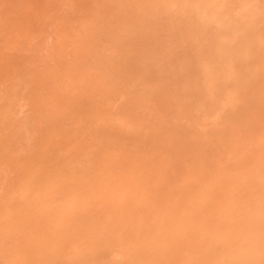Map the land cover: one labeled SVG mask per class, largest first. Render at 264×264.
Returning a JSON list of instances; mask_svg holds the SVG:
<instances>
[{
  "label": "rangeland",
  "instance_id": "1",
  "mask_svg": "<svg viewBox=\"0 0 264 264\" xmlns=\"http://www.w3.org/2000/svg\"><path fill=\"white\" fill-rule=\"evenodd\" d=\"M187 1L0 0V264H264V0Z\"/></svg>",
  "mask_w": 264,
  "mask_h": 264
},
{
  "label": "bare ground",
  "instance_id": "2",
  "mask_svg": "<svg viewBox=\"0 0 264 264\" xmlns=\"http://www.w3.org/2000/svg\"><path fill=\"white\" fill-rule=\"evenodd\" d=\"M169 1H170V0H169ZM193 1H194V0H193ZM211 1H212L213 3H214L215 1H214V0H209L210 8H213V4H212ZM225 1H226V0H225ZM184 2H185V1H184ZM188 2H191V0L187 1V3H188ZM203 2H206V1L203 0ZM219 2H220V1H219ZM195 3H196V1L194 2V4H195ZM184 4H186V3H184ZM198 4H200V3H198ZM215 4H216V3H215ZM218 4H219V3H218ZM202 5H203V8L201 9V4H200V8H199V9H200L201 11H205V12H206V13H205V12H202V13H204V15L208 13L207 18H208V17H212V15H213L215 12H214V13H213V12L211 13L212 10H211L210 12H207L208 10H210V8L208 9L209 5L206 4L207 7H206L204 4H202ZM211 5H212V7H211ZM222 5H223V4H222ZM168 6H169V4H168ZM182 6H183V5H182ZM195 6H196V5H195ZM224 7H225V6H224ZM185 8H186V7H185ZM191 8H193V7H191ZM191 8L188 6V9H190L189 12L187 11V12H188V15H189V13H191ZM194 8H195V7H194ZM215 8H216V12H220V10L222 11V6H220V8H218V6H217V7L215 6L214 9H215ZM244 8H245V7H244ZM186 9H187V8H186ZM204 9H206L207 11L204 10ZM256 9H257V8H256ZM193 10H195V12H197V8H196V9H192V11H193ZM258 11H259V10H258ZM182 12H183V11H182ZM184 12H186V11H184ZM250 12L253 14V13H254L253 9H252V11H251V9H249V12L247 11V14L251 16ZM220 13H221V12H220ZM209 14H210V15H209ZM243 14H244V13H243ZM247 14H245L246 17H247ZM184 15L188 16L186 13H185ZM195 15H196V13H195ZM195 15H194V16H195ZM214 15H215V14H214ZM225 15H226V14H225ZM194 16H193V17H194ZM191 17H192V16H191ZM205 17H206V16H205ZM228 17H229V16H228ZM251 17H252V16H251ZM253 17H254V16H253ZM200 18L202 19V17H200L199 15H196V17H195V18H192V19H196V22H194V23H197V22L199 21V20L197 21V19H200ZM233 18H234V17H233ZM258 18H259V17H258ZM192 19H191V20H192ZM221 19H222V21H221V23L219 24V21H220ZM223 19H224V17H223V18L221 17L220 20H219V19H216L217 22H215L216 20H213V22H215L216 25L219 24V26L217 27V30H219L220 27H222V26H223L222 28H224V29L226 28V26L222 24V23L226 24V23L224 22ZM244 19H246V18H244ZM252 19H253V18H252ZM259 19H260V18H259ZM218 20H219V21H218ZM235 20H236V19L234 18V22H235ZM240 20H241V19H240ZM240 20H237V23H239ZM245 21H246V20H245ZM257 21H258V19H257ZM209 22H210L211 24L213 23L211 20H210ZM203 23H205L204 20H203ZM231 23H232V22H231ZM191 24L194 25L193 23H191ZM205 24H206V23H205ZM221 24H222V25H221ZM240 24H241V23H240ZM245 24H247V22H245ZM234 25H235V23H234ZM236 25H238V24H236ZM243 25H244V24H243ZM243 25L241 24V27H240V26H239V27H236V26H235V28H233V29L239 30L240 33H241L242 35L244 34V36H245V34L251 33V31H249V29L247 30V32H246V30L241 29L242 27L245 26V25H244V26H243ZM255 25H256V24H255ZM224 26H225V27H224ZM246 26H248V25H246ZM251 26H252V25H250L249 27L251 28ZM259 26H260V25H259ZM193 27H194V26H192L191 30L194 32V34H196L195 32H197V29H196V31H194V30H193ZM228 27H229V26H228ZM228 27H227V28H228ZM253 27H254V26H252V28H253ZM256 27H257V25H256ZM195 28H196V27H195ZM224 29H223V30H224ZM229 29H230V27H229ZM231 29H232V27H231ZM200 30H201V29H200ZM258 30H259V28H258ZM255 31H256V30H255ZM230 32H231V31H230ZM220 33H221V32H220ZM226 34H227V33H226ZM233 34H234V32H233ZM252 34H253V33H252ZM214 35H215V34H214ZM214 35H212V36L215 38V40H212V38L210 37V41L213 42V43H215V41L221 36V35H217L218 37H217V36L215 37ZM256 35L261 36L258 32H257V33L254 32V34H253L252 36H250L251 39H255V40H254V43L252 44L253 46H252V45H249V48H250V49H251V48L253 49V47L255 48L257 45L260 44V43H259V38L256 37ZM229 37H230V36H229ZM238 37H239V33H238ZM245 37H246V36H245ZM252 37H253V38H252ZM232 38H233V36H232ZM241 38H244V37H241ZM230 39H231V37H230ZM233 42H234V41H233ZM257 43H259V44H257ZM217 44H218V43H217ZM254 44H255V45H254ZM218 45H219V44H218ZM230 46H231V44H230ZM222 47H223V46H222ZM230 48H231V47H230ZM236 48H237V47H236ZM241 48H242V47H241ZM227 49H228V48H227ZM247 49H248V46L246 47L245 50H244V48H242L241 50H243V52L245 51V53H247ZM258 49H259V48H258ZM229 50H230V49H229ZM233 50H234V49L230 50L229 53H231V51H233ZM239 50H240V49H239ZM260 50H261V49H260ZM225 51H226V49H225ZM236 51H237V50H235L234 52H236ZM250 51H251V50H249V53H250ZM254 51L256 52V50H254ZM258 52H259V51H258ZM245 53H244V54H243V53H240V58H239L240 60H239L238 57L236 56L238 61H240V62L242 61L241 63H244L243 60H241V59H242L243 55H245ZM261 53H262V52H261ZM261 53H259V54H261ZM215 54H216V53H215ZM226 54H227V52H226ZM233 54H234V53H233ZM235 54H236V53H235ZM231 55H232V54H231ZM231 55H230V57H231ZM236 55H237V54H236ZM207 56H208V55H207ZM245 56H246V55H245ZM208 57H209V59L211 58L210 56H208ZM213 57H214V56H213ZM215 57H216V55H215ZM247 57H249V55H248ZM205 58H206V56H205L203 59H205ZM244 58H245V57H243V59H244ZM231 59H232V62H231L230 65H231L232 67H233L234 65H237V64H236L237 60H234L233 55H232ZM249 59H250V58H249ZM249 59L246 60V58H245L246 61H248ZM199 61H201V60H199ZM202 61H203V60H202ZM205 61H206V60H205ZM203 62H204V61H203ZM206 62H208V60H207ZM200 63H201V62H200ZM216 63H218V66H216ZM216 63H215V66H216L219 70L221 69L220 71L222 72V76H223V71H222V70H224V67H222V65H221V68H220V67H219V62H216ZM249 63H250V60H249ZM198 64H199V63H198ZM198 64H197V66H200V65H198ZM206 64H207V63L204 62V69H203V67H200V68H201V71H202V69H203L204 72H206V73L209 72L208 76H206V77H209V75H211L212 73H213V75H215V72H218L219 74H221L220 71H216V70H215V71L212 70V71H214V72H212V71L210 72V71H209V67H207V66H206L207 68L205 67ZM195 65H196V64H195ZM201 65H202V64H201ZM208 65H209V64H208ZM212 65H213V64H212ZM212 65H211V66H212ZM247 65H248V64H247ZM250 65H251V64H250ZM260 65H261V67L259 66V64H258V66H257V67L260 68V69L258 68L259 71H257V75L254 73V70L251 69V70H253V73H254V77H251V75H252L251 71H249V70L246 68V65L243 64V66H244L245 68H242V70H241V68L239 69V70L241 71V74L243 75L242 77L246 79V77H244V75L247 73V75L251 74V75H250V79H251V80H252V78H253V80H259V81L264 80V79L261 80V77L264 78V71H262V73H261V69H262V66H264V64L261 63ZM197 66H196L195 68H197ZM209 66H210V65H209ZM213 67H214V66H213ZM237 67H239V66H237ZM247 67H248V66H247ZM222 68H223V69H222ZM225 68H226V67H225ZM249 68H251V66H249ZM252 68H253V67H252ZM233 69H234V67H233ZM244 69H245V72H244ZM246 69H247V70H246ZM254 69H256V67H255ZM262 70H264V69H262ZM242 72H243V73H242ZM199 73H200V72H199ZM202 73H203V72H202ZM206 73H205V75H207ZM260 73H261V76H260ZM203 74H204V73H203ZM205 75H204L203 77H205ZM224 75H225V73H224ZM233 75H234V74H233ZM164 76H165V75H164ZM167 76H169V74H167ZM199 76H200V75H199ZM199 76H197V77H199ZM201 76H202V75H201ZM245 76H246V75H245ZM255 76H256V78H255ZM257 76H260V77L257 78ZM203 77H202V78H203ZM206 77L204 78L205 80H206ZM218 77L221 78V76H218ZM225 77H226V76H225ZM242 77H241V78H242ZM247 77H248V76H247ZM199 78H200V77H199ZM254 78H255V79H254ZM259 78H260V79H259ZM197 79H198V78H197ZM226 79H227V78H226ZM228 79H229V78H228ZM248 79H249V78H248ZM233 81H236V80H233ZM223 82H224V79H223ZM227 82H228V81H226L225 83H227ZM228 83H229V82H228ZM231 83H232V82H231ZM235 83H236V82H235ZM238 83H239V82H238ZM260 83H261V82H260ZM229 84H230V83H229ZM232 84H233V83H232ZM243 84H244V83H243ZM220 85L222 86V84H220ZM226 85H227V84H226ZM230 85H231V84H230ZM240 85H242V83H241ZM240 85L237 84V87H238V86L240 87ZM244 85H245V84H244ZM212 86H213V85L211 84V87H212ZM222 87H223V86H222ZM237 87H236V88H237ZM209 88H210V86H209ZM243 88L246 89L245 87H243ZM206 89H207V88H206ZM224 89H226V88L224 87ZM229 91H230V90H229ZM231 93H232V91H231ZM224 95H225V94H224ZM214 96H215V95H214ZM224 98H225V96H224ZM233 99H234V98H233ZM225 101L228 102V103H229V101H231V104L234 103V100L229 99V98H228V100H227V98H226ZM223 102H224V101H223ZM226 102H225V103H226ZM210 103H211V102H210ZM212 104H213V103H212ZM237 104H238V103H237ZM215 105H216V103H215ZM215 105H214V106H215ZM233 105H234V104H233ZM215 108H216V107H215ZM220 108H221V107H220ZM222 108H223V106H222ZM218 109H219V108H218ZM231 109H232V108H231ZM215 110H216V109H215ZM221 111H222V110H221ZM211 117H212V116H211ZM260 221H261V220H260ZM260 221H259V222H260ZM249 225H250V224H249ZM233 232H234V231H233ZM232 239H233V238H231V240H232ZM229 242H230V241H229ZM233 243H234V242H233ZM233 243H229V244L232 245Z\"/></svg>",
  "mask_w": 264,
  "mask_h": 264
}]
</instances>
